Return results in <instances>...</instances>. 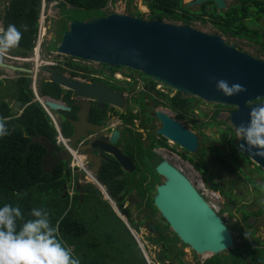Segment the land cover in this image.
Returning a JSON list of instances; mask_svg holds the SVG:
<instances>
[{"label":"water","instance_id":"water-1","mask_svg":"<svg viewBox=\"0 0 264 264\" xmlns=\"http://www.w3.org/2000/svg\"><path fill=\"white\" fill-rule=\"evenodd\" d=\"M205 1L215 3L219 9L225 8L222 0H192L185 7H197ZM55 53L87 63L134 70L156 83L175 89L183 97L199 98L208 104L232 108L229 123L235 132L242 123H248L253 108L264 106V101H261L264 99V61L237 50L233 44H226L218 35L203 33L188 26L144 20L140 16L118 12L89 17L82 22L71 19ZM0 68L14 73H32V70L1 62ZM217 80H225L229 85L239 84L244 91L225 96L216 89ZM48 82L83 99L72 106L85 117L91 107L101 110L109 105L123 109L119 94L93 82H81L57 72L50 74ZM16 104V107L20 105L19 102ZM44 105L52 114L71 113L68 106L50 98L44 101ZM152 115L161 124L157 135L189 153L197 149L198 138L193 133L160 111L154 110ZM79 116L76 114L75 121L63 118L73 140L78 134L82 137L88 131V126L85 121H79ZM117 136L116 132L112 134L110 145ZM40 144L46 149L42 161L45 173L52 167L49 160L53 147L44 139H40ZM241 144L244 141L239 137L235 149L264 171V158L255 154L257 149L247 145L241 148ZM91 148L100 150L95 144ZM112 156L126 170H132L129 164H125L126 160ZM154 172L161 183L155 188L153 207L183 245L198 256H216L234 248L232 234L223 219L185 176L164 161L155 167ZM123 194L124 191L119 195ZM122 220L132 234L129 225ZM145 227L149 233H156L154 225L145 223ZM137 247H141L138 242ZM155 257L159 258L158 252Z\"/></svg>","mask_w":264,"mask_h":264},{"label":"trees","instance_id":"trees-1","mask_svg":"<svg viewBox=\"0 0 264 264\" xmlns=\"http://www.w3.org/2000/svg\"><path fill=\"white\" fill-rule=\"evenodd\" d=\"M141 1L149 10L147 20H159L167 23L179 22L184 25H191V22L201 20L200 17L195 16L196 12L191 13L185 9L182 0ZM248 1L254 9L258 7L255 14L257 20L264 18V6H261L264 5V0ZM65 2L77 9H84L90 14L89 17H94L95 14L102 13V9L106 6L108 0H65ZM239 2L240 4L231 6L225 12V15H219L215 21H210V23L219 29L222 34L233 38H247L250 35L249 39L259 42L258 32L247 30L246 26L241 23L246 18L243 11L247 0H240ZM64 6L65 4H61L60 9L62 10ZM204 8L205 4L202 5L201 10H204ZM239 10L242 11L241 16H238ZM39 11L40 0H11L9 2V7L4 17V30L8 24H15L22 34L17 46L8 51L15 55L26 56L32 50L33 39L37 32ZM131 15L143 17L138 12ZM64 22L60 20V24ZM261 47L264 50V42ZM67 65L73 67L71 63H67ZM75 68H79V66L76 65ZM76 75V73H71L72 77ZM29 83V79L19 80L12 87L15 90L13 93L14 98L18 99L22 104H29L18 118L10 116V111L6 104L4 108H0V117L9 118L7 127L10 132V135L0 138V206L7 203L20 208L23 219L17 221L18 226L23 223V220L31 218L29 212L32 208H45L49 213L50 224L57 227V238L71 250L75 258L79 259L80 264H147L130 232L121 220L116 217L108 202L101 199L102 195L98 190L92 186L84 189L82 201L79 202L77 195L71 197L67 194L65 195L64 191L61 192L64 184V180H61L62 165L54 167L51 174L42 172L41 161L45 150L39 144H31L30 146L28 144L33 138L43 137L54 145L55 131L50 126L49 118L38 103L30 104L34 98L29 90ZM60 93L61 90L58 87L48 82L42 83L40 95L57 99ZM172 100L175 102L180 100V98L176 96ZM64 101L68 102V96L64 98ZM195 101L200 102V100L193 98H185L180 103L187 104L190 109ZM217 114L218 112H215V115ZM62 124L64 127H68L64 121ZM212 125L208 124L207 126ZM227 130L231 133L229 143L232 144L234 131L230 126H227ZM65 135L68 136V133L65 132ZM233 147L234 151L232 149V152L235 156H232V158L227 156L228 159L230 158L233 161L235 158L240 157L249 164L250 161L235 149V145ZM204 152L205 149H202L200 154ZM219 154L220 150L216 149L214 156L220 159L221 156ZM219 162L231 171L230 166L222 158ZM252 165L254 171L261 175L264 181L262 170L254 164ZM236 168L239 169L243 176L242 181L251 183L254 192H262L261 185H264V183H253L252 179L241 168L238 166ZM197 170L203 175V181L209 185L210 190L218 193L232 205H236L235 200L238 196H235L230 189L223 190L222 187L213 184L212 178L207 176L203 165L201 167L197 166ZM100 181L102 185L106 184L109 186L107 189L108 194L121 207V204H119L121 198L118 197V193L123 187L113 183L106 177L100 178ZM146 193L147 190L142 186L141 181L137 185V195L140 198V204H137V209L144 207L148 214L154 216L156 210L153 207L152 199L148 198ZM236 211L240 213L241 220L246 222L250 217L260 215L264 211V206L252 213H247L243 210V207L237 208ZM224 212L225 210H221L220 214ZM128 223L134 230H138V227L136 229L132 222L128 221ZM163 230L158 228L156 237L147 238V241L153 246H161L166 252H159V261L164 258L165 260H171L170 264H173L175 253H171L172 251L168 249L172 247L171 245L180 242L174 235L171 236V233L165 234V230H168L166 226ZM252 243L255 246L250 248L248 242H244V258H242L241 250L232 249L227 255L212 256L206 261V264H245V262L247 264H261V260H264V251H261L257 246L264 245V242L253 240ZM181 246L186 247L182 244ZM174 251L176 254H182L179 249H174ZM177 261L181 262L179 259Z\"/></svg>","mask_w":264,"mask_h":264},{"label":"flooded vegetation","instance_id":"flooded-vegetation-1","mask_svg":"<svg viewBox=\"0 0 264 264\" xmlns=\"http://www.w3.org/2000/svg\"><path fill=\"white\" fill-rule=\"evenodd\" d=\"M62 1L63 0H61V2ZM186 1L187 0H183V2ZM223 1L227 7V1L233 2L235 0H223ZM232 5L233 4H231V6ZM201 6H199L198 9L191 12H196L197 13L196 15H198V17H200L201 20L202 19L206 20L205 23L207 24H209L210 21H215V19H217L216 16L220 14V11L213 3L208 2L204 10L200 9ZM68 21L69 19H67L66 23H68ZM12 54L7 53V56L6 57L4 56L5 57L4 58L2 53H0V62L6 65L14 64L15 62L13 61V59L9 58L15 55ZM53 56H54L53 60L55 62L53 64H55V68L50 70L56 71L60 74H64L70 77H71V73H76L77 75L74 77L80 79L81 82H88V83L93 82L96 85L104 87L110 92L119 94L121 96L123 109L109 105H105L104 108L101 110H97L91 107L89 113L86 114L85 117L84 115H80L78 113V110L72 106L74 102H82L81 100L83 99L77 98L74 95L70 94V96L68 97V102H69L68 103L63 100L65 98V94L63 95L60 94L59 99H61V104L68 106L70 108L71 113L69 114L61 113L63 115L60 116L58 115L59 112H57L56 120L58 121L59 125L62 128V132H64L70 130V128L63 126L62 124L63 118L68 117L72 121H75L76 114L77 116L80 115L79 121L82 122L85 121V124L88 126V131H86L85 135L82 136L80 140L76 142L74 149L77 152V154L81 156V158H83L84 161L82 164L84 165L83 169L91 174V180H94L104 188L105 195L107 196V198L110 199L116 211L120 213L127 221L132 222L133 226L136 229L138 227L139 229H144L146 231L145 227L143 226V223L147 221H151L152 225H154L156 228L155 234H157L158 228L164 231L162 229L163 228L162 226H164L165 228L166 225L159 218V216H158V222L153 221V218L154 216L157 215V212L154 214V216H151L150 214L141 216L139 221H141L142 223L141 224L139 223V225L137 224V218L134 217V213L137 214V212H139L142 209V208L137 209V204H140V198L137 195V185L142 180V186H144L145 189L147 190L146 196L148 198L153 197L155 193V187L157 185H155L154 179L150 176L148 172L145 171V169L150 167L154 175H156L154 172L155 167L162 161L166 162L168 165L176 169L189 181L190 179L183 173V170L181 169L180 166L183 165L184 163H186L188 166L189 165L192 166L195 169L194 171L197 172L202 177V182L203 184H205L203 181V175H201L199 170H197V166L200 165L199 167H201L203 165V161L206 155V151L200 154L201 150L204 149L200 147V143L202 142V140L205 139L204 138L205 136L203 135L204 132L203 133L199 132L201 137V141H200L197 135L198 132L195 133L194 127L202 126L204 130L207 128L208 125L207 122L204 121L201 124H197L192 119L193 113L196 112L197 110H195L193 107L192 109L191 108L189 109L187 104L180 103L181 100L185 98L186 99L189 98L183 97L178 91H176L173 88L152 81L150 78L142 75L137 71L121 68V67H108L101 64L87 63L60 54H55ZM67 63H71L73 67H69ZM76 65L79 66V68H75ZM46 66H48V64ZM95 66H98L99 68H94ZM20 68L28 69V66H24ZM137 74L141 75V77L144 78V80L138 77ZM28 79H30V75L24 73L18 74V73H14L12 70L0 68V84H1L0 108H4L6 104L8 110L11 113L15 111L14 108L17 105L16 103L19 102L20 105H22V103L18 99L14 98L13 91L10 90L9 88L13 87V85L15 83H18L19 80H28ZM137 82L140 83L141 86H139ZM131 83H134V89L130 90L128 89V84ZM140 90H143L148 95L153 96L156 102L150 101L148 95H146L144 101L145 106H142L135 92ZM64 92L67 93V91ZM176 96H179L180 100L174 102L172 99H175ZM91 104L93 106V103ZM154 110L166 114L169 118L179 123L185 130L193 133L198 138L197 149L193 153H189L185 151L183 148H180L177 145H175L173 142L166 140L163 137L157 135L156 131L161 127V124L155 117H153L152 113ZM15 118L18 117L15 116ZM184 121H188L189 124L192 123L193 126L188 125ZM213 122L214 125L217 124L215 123V120ZM77 124L80 125L78 121ZM114 132H116L118 136L115 139V142H113V144L110 145L109 142ZM124 134H125V139H124ZM129 134L131 135L129 136ZM80 135H77V138ZM136 135L138 142L137 140H135ZM159 139H162L166 142H164V144L161 145L160 143L161 141ZM132 141L133 142L136 141L139 144V146L137 145L136 147ZM92 144H95L100 150H95L91 148ZM140 150L143 152V155L140 154ZM112 154L116 158L117 156H119L121 159L126 160L127 162H125V164L126 165L129 164L132 170L129 171L126 170V167L121 166L118 161H115L112 158L113 157ZM141 166H142V170H141ZM81 170L82 169L75 170L72 176L73 179L71 181L73 185L71 197L77 195L79 202L82 201L83 190L92 186L91 185L92 181H90V176L88 177V179H85L81 174ZM142 173H145L146 176L144 177ZM105 177L110 179L113 183L122 186L123 189L121 190V192L123 190H126V192H124L123 195H119L120 192L118 193V197L121 198V200H119V204H121V207H119L118 202L114 201L108 194L109 192L107 189L109 188V186L106 184L105 185L101 184L100 178H105ZM81 179L84 180V183L80 182ZM160 183L161 181L159 179V184ZM63 188H65V186H63L61 190ZM206 188L207 190H205V193L204 191L201 193V191L199 189L197 190V188L195 187V189L203 197V199L211 206V203H209L206 200L208 198L207 196L209 195L213 196L216 194V192L210 190L208 184L206 185ZM209 191H211L210 194ZM213 198L214 200L219 199V197L215 198L214 196ZM101 199L105 200L103 195ZM109 206L111 207L110 204ZM166 231H169V229ZM168 233L170 234V232ZM171 236H173V234H171ZM175 245H171L172 248H174ZM172 248H169L168 250L172 251L171 253H174L175 252L174 249L175 250L177 249L176 248L172 249ZM250 248L252 247L250 246ZM159 252L166 253L161 248V246ZM161 260L165 261V264H170L172 262L171 260H165L164 258ZM203 264H206V262H204Z\"/></svg>","mask_w":264,"mask_h":264},{"label":"rangeland","instance_id":"rangeland-1","mask_svg":"<svg viewBox=\"0 0 264 264\" xmlns=\"http://www.w3.org/2000/svg\"><path fill=\"white\" fill-rule=\"evenodd\" d=\"M60 1L61 0H52L50 1V3H46L45 15L47 16L44 26L46 28L48 27V31H46V36L43 38L42 55H41L42 59H45L44 57L46 56L47 51L49 54L55 53L56 47L61 39L62 33L66 30L67 19H72L82 22L85 19H87V17H89L90 15L89 13H87L85 10L82 9L67 8L65 10L62 9L63 10L62 11L61 9L58 8L57 5L58 2ZM239 1L240 0H235L233 2L227 1V8H229L231 4L233 5L240 4ZM250 4L251 3H249V1L247 0L246 7L243 11L244 14L246 15L245 22L243 24L246 26L247 30L249 29L250 31L258 32L259 42L249 39V37H251L250 35H248L247 38H241V39H236L229 35H223L212 24H199L195 22L192 24V27L207 34H217L221 36V38L227 44H233L236 46L237 49L247 54H250L251 56L257 59L264 61V50L261 47V44L264 42V18H260L259 20H257L255 14L258 10V7L254 9V7ZM111 11L125 13L129 15L138 12L144 14L142 17L144 20H147L149 15V10L146 8V6H144V3H142L141 0H113L111 6L105 10V12H111ZM224 12L225 11H222V13ZM238 13H239L238 16L242 15L241 10H239ZM98 16L102 17L104 16V14L100 12L99 14L94 15V17H98ZM60 20H63L65 22L63 24H60ZM254 36L256 37L255 33ZM94 68H99V67L95 66ZM37 71L39 72V75L45 72L43 67H40ZM137 76L140 77L142 80H144V78H142L141 75L137 74ZM137 84L141 86L140 83L137 82ZM9 89L12 90L13 93L15 92V90H13L12 87H10ZM128 89L130 90L134 89V83L128 84ZM135 92L139 98L141 105L145 106L144 103L145 96L148 94L143 90L135 91ZM60 94L61 95L65 94V97L70 96L69 92L65 93L64 91H61ZM148 98L150 101L156 102L153 96L148 95ZM192 107L195 110H197L196 112L193 113L192 116V119L197 124H201L204 121H206L207 124H213L212 126H207V128L204 130L202 126L194 127L195 133L198 132L197 135L200 141H201V137L199 132L202 133L204 132L203 135L205 136L204 137L205 139L202 140V142L200 143V147L204 148L206 151V155L203 161V168L207 176L212 178L213 184H217L218 186L222 187L223 190L230 189L235 196H238V198L235 200L236 205H232L225 198L220 196L218 193L213 195L215 198L219 197L218 200H214L212 195L207 196L208 198L206 200L215 207L217 212L218 211L220 212L221 210H226V213L220 215L218 212V214L223 219L225 225L229 228L232 234L234 240V249L241 250L240 252L242 253L241 254L242 258H244L245 255L243 254V251L245 249V245H244L245 241H247L249 246L251 247L255 246V244L252 243L253 240L264 242V211L257 217H250L246 222H243L241 220L240 213H238L236 209L243 207V210H245L247 213L258 211L264 206L259 203L260 200L264 199V193L254 192L251 183L247 181H242L243 176L241 175L239 169L236 168V166L241 168L242 171L252 179L253 183H264V181L261 178V175L257 174L254 171L253 169L254 167L252 164L250 163L247 164V162L241 159L240 157H239L240 159L235 158L233 161H231L232 159L230 158L229 160L227 157V156H231L232 158V156H235L232 152V149L234 151L233 145H235L236 142L239 140V136L237 132L234 131L233 143L232 144L229 143L231 133L227 130V126H230L228 117L232 110L228 108L223 109V107L220 106H213L207 103L196 102V101L193 103L191 108ZM215 110L219 112L218 115H214V113L217 112ZM58 115L61 116L63 114L59 112ZM212 117H214L215 123L217 124L214 125L213 122L214 119H211ZM184 122L190 126H193V124L192 123L189 124L188 121H184ZM130 135L131 134H129V136ZM124 139H125V134H124ZM135 140H137L138 142L137 135ZM159 140L161 141L160 142L161 145H163L164 142H166L162 139ZM137 142L136 141L133 142L136 147L137 145L139 146ZM216 149L220 150V154H219L221 156L220 159L222 158V160H224L226 164L230 166L232 172L229 171V169H227L225 165H222L219 162L220 159L214 156V152ZM140 154L143 155V152L141 150H140ZM180 167L183 170V173L190 179L192 184L197 188V190L199 189L201 193L203 191L205 193V190H207L206 188L207 184H203L202 177L197 172L194 171L195 169L190 165L188 166L186 163H184ZM141 170H142V166H141ZM145 171L148 172L150 176L154 179L155 185H158L159 178L156 175H154L152 169L148 167L145 169ZM142 174L144 175V177L146 176L145 173ZM80 182L84 183V180L81 179ZM201 182L203 185L201 184ZM199 184L201 185V187ZM210 192L211 191H209V194ZM146 214L147 212L143 208L142 210L137 212V214L134 213V217H136L137 221H139L141 216ZM153 221L158 222V215L154 216ZM162 227H163L162 229H164V226ZM168 232L169 231H166L165 234H169ZM132 237L137 242L141 243L140 245H142L144 250H146L145 252L148 258L151 259L150 262L152 264H155L154 255L156 251H159L160 246L159 245L152 246V244L147 241V238H155L156 234L152 235L147 231H145L144 229H140L139 231L133 230ZM174 248L179 249L182 252L181 255L176 254V252H174L175 253L174 264H203L212 257L209 256L208 254H206V257H204V255L203 256L195 255L190 251L189 248H183L180 243H176ZM257 248H259L261 251H264V245L257 246ZM227 253L228 252L224 253V255H227ZM178 259L181 261L180 263L177 261ZM245 264H247V262H245Z\"/></svg>","mask_w":264,"mask_h":264},{"label":"clouds","instance_id":"clouds-1","mask_svg":"<svg viewBox=\"0 0 264 264\" xmlns=\"http://www.w3.org/2000/svg\"><path fill=\"white\" fill-rule=\"evenodd\" d=\"M10 1L11 0H0V53H2L3 57L4 56L6 57L7 53L12 54L8 50L15 48L17 46L18 42L21 39V34H22L21 30L18 29L15 24H8L7 28L4 30L5 12H6V10H8ZM42 1H44V3H45L44 7L46 8V3H50V1H52V0H50V1L49 0H40V11H39V16H38V20H37V30H38V24H39V20H40ZM112 1L113 0H108L106 6L102 9V13L104 15L114 13L113 11L105 12V10L111 6ZM191 1L192 0H189L188 2H191ZM188 2H182L183 6L185 7V4ZM208 2H211V1H205V2L201 3L199 6L204 5V4L206 6V4ZM211 3H213V2H211ZM223 3H224V1H223ZM61 4H65V6L63 8L64 10L67 8L68 9H72V8L77 9L76 7H74L72 5L66 4L65 0H63L62 2L61 1L58 2L57 5H58L59 9H60ZM213 4L216 6L215 3H213ZM224 5H225V3H224ZM144 6H146V5L144 4ZM199 6L189 7V8L185 7V9H187L188 11L191 12V11L198 9ZM201 7H200V9H201ZM45 8H44V13H45ZM225 8L224 9L217 8V9L225 11V12L227 10H229L226 7V5H225ZM78 9H81V8H78ZM82 10H84V9H82ZM222 11H220L219 15L223 16V15H225V12L222 13ZM191 13H194V12H191ZM141 15H144V14H141ZM219 15H217L216 18H218ZM131 16H133V15H131ZM195 16H198V15H195ZM98 17H101V16H98ZM45 20H46V18H45ZM195 22H197L199 24H207V23H205L206 20H203V19L200 21H193V22H191V25H184V24H181L179 22L169 23V24L184 25V26H188L190 28H193L192 24ZM244 22H245V20L242 21V23H244ZM21 27H24V26H21ZM193 29H195V28H193ZM36 34H37V32H36ZM36 34H35L34 39H33V47H34L35 40H36ZM215 35H217V34H215ZM223 35H225V34H223ZM45 36H46V33H45ZM234 38H236V37H234ZM236 39H241V38H236ZM33 47H32V49H33ZM237 50H239V49H237ZM239 51H241V50H239ZM31 54H32V50L30 52H28L26 56H18V55L12 54L13 56H11L9 58L13 59V58H17V57H27ZM55 54H57V53L49 54L47 51L46 56L44 57L45 59L41 58L44 61L47 60L46 62H50L51 64H48V66H41V67H43L45 72L40 74V75L38 72V74H36V76H35L34 85H35V92L37 95V99H35V96L31 90V82H32L31 76H33V71L31 74H27V75H30L29 90L33 94V98H34L31 100L30 104L31 103H38V105L41 107L40 102L42 104H44V101L47 100L46 97H49V96L40 95V91H38L37 86H38V83H41V82L47 83L49 80L50 74L53 72H56V71L50 70V69L55 68V64H53V63H55L53 60V57H54L53 55H55ZM13 61L15 63L10 64V65L18 67L17 61H15L14 59H13ZM24 66H28V70H32L30 68V65H24ZM15 73L21 74L19 72H15ZM72 78H76V77H72ZM215 87L218 91H220L225 96H232L234 94H237V93L244 91V89L241 85L235 84V83L229 85L228 82L225 80H217L215 83ZM49 98L52 101H56L57 103H60L57 100L59 97L57 99H52L51 97H49ZM193 99H197V100H200V102L205 103L204 101H202L199 98H193ZM261 101H264V99ZM28 105L29 104L26 103V104L19 105L18 107L15 106V108H14L15 111H13L11 113L9 112L10 116L11 117L13 116L14 118H15V116L19 117L22 114V112L24 111V109L27 108ZM209 105H213V104H209ZM213 106H219V105H213ZM220 107H223V106H220ZM226 108H228L230 110L232 109L229 107H223V109H226ZM41 109H42V107H41ZM43 112H44V110H43ZM14 113H16V114H14ZM214 115H215V113H214ZM53 116H54V120H55L54 123H52V121L50 119L49 120H50V126L55 131L54 145H52L45 138L41 137V138H33L31 140V142L28 144V146H30L31 144L41 145L40 139H44L47 142H49V144H51V146L53 147V154H62L66 158V163L61 164L62 168H63L62 172H61V175H62L61 180H64L63 186H65V188H63L61 190V192L64 191L65 195L67 194V195L71 196L72 195V187H73L71 181L73 179L72 176H73L75 170L82 169L81 174L85 179H88V176H90V178H91V174L83 169L84 168V165H82L84 162L83 158H81V156H79L74 149L76 142L78 140H80L81 137H78V138L76 137L77 139L75 138L73 140L72 135H71L72 133L70 130L62 132V128L59 125L58 121L56 120L54 113H53ZM8 120H9V118H7V117H5V118L0 117V138H3L5 136L10 135L9 129L7 127ZM228 121H229V117H228ZM232 130H233V128H232ZM233 131H235V130H233ZM65 132L68 133V136L65 135ZM237 134L244 141V144L240 145L241 148H244L245 145H247L249 148L255 147L257 149L255 154L257 156L264 158V106L253 108V110L249 114L248 123L246 125L242 123L237 128ZM78 135H80V134H78ZM44 150H45V153H44L43 157L46 154V149L44 148ZM47 160H49V159H47ZM42 161H43V158H42ZM42 161H41V167H42ZM250 163L254 164L251 161H250ZM42 172H43V168H42ZM91 185L93 186L94 189H96L100 193H102V195L104 196V199L111 205L112 210L115 212L116 217L121 220L123 225L126 227V225L124 224L122 219H124L126 221V223L129 225L130 229H132L130 224L128 223V221L120 213H118L116 211V209L114 208V205L111 203L110 199L107 198V196L105 195L104 188L100 184L95 182L94 180H92ZM123 191L126 192V190H123ZM261 191L264 192V185H261ZM259 203L261 205H264V199L260 200ZM211 206H212V204H211ZM143 208L144 207H142V209ZM212 208L215 209L214 206H212ZM215 211H216V209H215ZM147 215H149V214L147 213ZM29 216L31 218H29L27 220H23V223L19 224V226H18L17 221L23 219L20 208L17 206H12V205L7 204V203L0 206V264H80L79 259L75 258L72 255L71 250L68 247L64 246L62 241L57 238V227L50 224L49 213L45 208H43V207L35 208L34 207L30 210ZM140 222L141 221H137V224L139 225ZM145 223L152 224L151 221L144 222L143 223L144 227H145ZM145 229H146V227H145ZM138 230H140V229L138 228ZM135 231H137V230H135ZM146 231H147V229H146ZM171 234H173V233H171ZM131 236H132V234H131ZM246 236H247V234H246ZM135 242H136V240H135ZM138 243H139V245L141 244L140 242H138ZM136 244H137V242H136ZM180 244H182V243L180 242ZM140 246L142 247L141 250H140V248H138V249L140 250V253H141L142 257L144 258L145 262L147 264H152L150 262L151 259L148 258L147 254L145 252L146 250H144L142 245H140ZM186 248H188V247L186 246ZM156 252H158V255H159V251H156ZM156 252L154 255L155 264H158V262H159V264H163L162 263L163 260L159 261V258L155 257ZM163 262L165 264V261H163ZM261 264H264V260H261Z\"/></svg>","mask_w":264,"mask_h":264},{"label":"built area","instance_id":"built-area-1","mask_svg":"<svg viewBox=\"0 0 264 264\" xmlns=\"http://www.w3.org/2000/svg\"><path fill=\"white\" fill-rule=\"evenodd\" d=\"M45 3L44 1H42V8H41V14H40V20H39V24H38V30H37V34H36V40H35V44L34 47L32 49V54L27 56V57H17V58H13L15 61H17V66L18 67H23L24 65H30V68L33 71V76H31V90L35 96V99H37V95L35 92V85H34V81H35V76L36 74H38V69L37 66L39 65L40 67L42 66V59H41V55H42V43H43V38L45 37V33L48 30V27L46 28L44 26L45 24V18L46 15L44 13V7ZM19 61V62H18ZM47 64H51L50 62H46ZM40 105L42 107V109L44 110L45 114L47 115V117L52 121V123H54V116L53 114L50 112L49 108L46 107L44 104H42L40 102Z\"/></svg>","mask_w":264,"mask_h":264},{"label":"crops","instance_id":"crops-1","mask_svg":"<svg viewBox=\"0 0 264 264\" xmlns=\"http://www.w3.org/2000/svg\"><path fill=\"white\" fill-rule=\"evenodd\" d=\"M9 52H10V51H9ZM20 56H21V55H20ZM42 83H44V82H41V83L38 84V86H37L38 91L41 90ZM43 96H44V95H43ZM45 96H46V95H45ZM48 98H49V97H46V99H48ZM57 100H58V102L61 103V99L58 98ZM63 100H64V99H63ZM54 115H55V118H56V117H57V112L54 113ZM49 161H52V167H51V169H50L48 172H46V174H51V173L53 172L54 167L56 168V167H58L59 165L66 163V158H65L62 154H52L51 159H50ZM61 178H62V177H61Z\"/></svg>","mask_w":264,"mask_h":264},{"label":"bare ground","instance_id":"bare-ground-1","mask_svg":"<svg viewBox=\"0 0 264 264\" xmlns=\"http://www.w3.org/2000/svg\"><path fill=\"white\" fill-rule=\"evenodd\" d=\"M186 2H188V0H187ZM41 65H42V66H46V65H47V63H45V61L43 60V61H42V63H41ZM38 68H40V66H39V65L37 66V68H36V69H38ZM88 177H89V176H88ZM90 181H92V180H91V178H90ZM132 232H133V230H132ZM136 238H137V237H136ZM204 257H206V255H204Z\"/></svg>","mask_w":264,"mask_h":264}]
</instances>
